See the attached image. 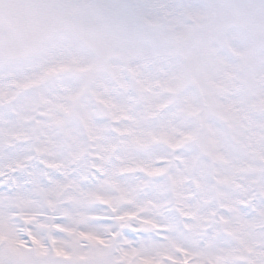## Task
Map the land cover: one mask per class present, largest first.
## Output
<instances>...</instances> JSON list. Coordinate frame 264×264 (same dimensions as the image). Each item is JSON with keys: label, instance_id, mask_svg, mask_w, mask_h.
I'll use <instances>...</instances> for the list:
<instances>
[{"label": "snow or ice", "instance_id": "obj_1", "mask_svg": "<svg viewBox=\"0 0 264 264\" xmlns=\"http://www.w3.org/2000/svg\"><path fill=\"white\" fill-rule=\"evenodd\" d=\"M0 264H264V0H0Z\"/></svg>", "mask_w": 264, "mask_h": 264}]
</instances>
